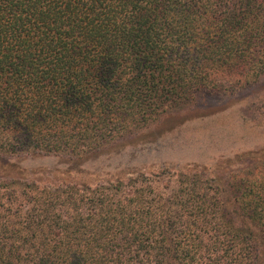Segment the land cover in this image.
Returning <instances> with one entry per match:
<instances>
[{
    "label": "trees",
    "instance_id": "16d2710c",
    "mask_svg": "<svg viewBox=\"0 0 264 264\" xmlns=\"http://www.w3.org/2000/svg\"><path fill=\"white\" fill-rule=\"evenodd\" d=\"M262 93L264 0H0V264H264V147L110 165Z\"/></svg>",
    "mask_w": 264,
    "mask_h": 264
},
{
    "label": "rangeland",
    "instance_id": "374dc122",
    "mask_svg": "<svg viewBox=\"0 0 264 264\" xmlns=\"http://www.w3.org/2000/svg\"><path fill=\"white\" fill-rule=\"evenodd\" d=\"M236 98L215 100L212 105L217 112L212 116L183 124L154 143L137 148L132 156L125 155L110 165L124 167L131 163L155 169L192 162L212 164L221 156L264 147V96L244 101ZM55 162L51 158L26 159L21 166L52 167Z\"/></svg>",
    "mask_w": 264,
    "mask_h": 264
}]
</instances>
